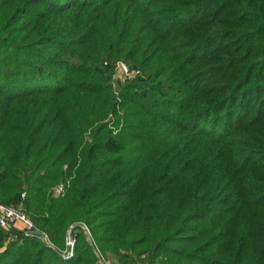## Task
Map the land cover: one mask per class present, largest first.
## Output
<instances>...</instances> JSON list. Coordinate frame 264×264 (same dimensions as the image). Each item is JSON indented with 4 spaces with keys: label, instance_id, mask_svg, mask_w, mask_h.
<instances>
[{
    "label": "trees",
    "instance_id": "16d2710c",
    "mask_svg": "<svg viewBox=\"0 0 264 264\" xmlns=\"http://www.w3.org/2000/svg\"><path fill=\"white\" fill-rule=\"evenodd\" d=\"M0 204L120 264H264V0H0ZM78 233L0 228V264H98Z\"/></svg>",
    "mask_w": 264,
    "mask_h": 264
},
{
    "label": "built area",
    "instance_id": "2783aa9c",
    "mask_svg": "<svg viewBox=\"0 0 264 264\" xmlns=\"http://www.w3.org/2000/svg\"><path fill=\"white\" fill-rule=\"evenodd\" d=\"M121 69L124 73H131V71H127V69L121 65ZM62 191V186L57 185L53 189V195L56 196L58 193ZM20 197H23V194L20 195ZM14 222V223H13ZM13 224H19L20 230L19 232H22L24 235H30L32 231H36L33 223L27 218V216L24 215L22 211L16 206H5L0 204V228L3 230H7L9 228H12ZM76 226V227H75ZM78 229L83 232L85 235V240L93 250L94 254L97 257L98 264H110L107 261H104L103 258L100 256L97 247L87 229L84 223L76 222L73 225H70L64 235V246L62 249L57 250V254L62 259H68L70 256H72L74 251V246L76 243L77 233ZM37 237V236H36ZM41 241H43L44 244H49L47 237L45 234L41 233V236L38 237Z\"/></svg>",
    "mask_w": 264,
    "mask_h": 264
},
{
    "label": "rangeland",
    "instance_id": "374dc122",
    "mask_svg": "<svg viewBox=\"0 0 264 264\" xmlns=\"http://www.w3.org/2000/svg\"><path fill=\"white\" fill-rule=\"evenodd\" d=\"M132 63H133L132 61L127 62V61H123V60H116V61H113V62L110 63V67H111V74L110 75H111V79L114 81V84H112V87L116 88L119 85L122 86V84H124L128 80L132 79L134 76L139 75V73H140L139 68L134 67ZM103 64L107 65L108 63L107 62H103ZM121 65H123L127 69L128 72L131 71V73H128V74L124 73L122 71V69H121ZM140 75H142V74H140ZM17 207L21 211V205H17L16 208ZM24 215L27 216L25 213H24ZM27 218H28V216H27ZM13 223H12V228L17 230L18 232L21 231L20 230V225L19 224H13ZM73 223H76V222H73ZM73 223H71V224H73ZM66 230H67V228H66ZM66 230H65V232H66ZM36 232H39L40 234L42 233V232H40L37 229H36ZM65 232L63 234V238H62V243L61 244L55 245V244H53V243H51L49 241L50 243L47 244V246L50 249L55 250V251L62 249L63 246H64V235H65ZM20 234L24 235L23 233H20ZM77 235H79V233H77ZM38 237H40V236H38ZM103 260L109 262L110 264H120V263H116L115 261L111 260V258H109V259H104L103 258ZM97 263H98V261H97Z\"/></svg>",
    "mask_w": 264,
    "mask_h": 264
},
{
    "label": "water",
    "instance_id": "95a60500",
    "mask_svg": "<svg viewBox=\"0 0 264 264\" xmlns=\"http://www.w3.org/2000/svg\"><path fill=\"white\" fill-rule=\"evenodd\" d=\"M20 233H22V232H20ZM31 234L33 235V236H41V234L39 233V232H36V231H32L31 232Z\"/></svg>",
    "mask_w": 264,
    "mask_h": 264
}]
</instances>
